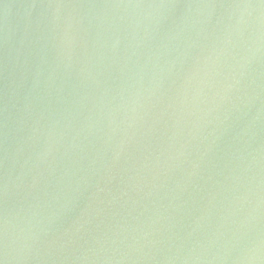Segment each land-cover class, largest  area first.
I'll return each mask as SVG.
<instances>
[{"label":"water","instance_id":"obj_1","mask_svg":"<svg viewBox=\"0 0 264 264\" xmlns=\"http://www.w3.org/2000/svg\"><path fill=\"white\" fill-rule=\"evenodd\" d=\"M0 264H264V0H0Z\"/></svg>","mask_w":264,"mask_h":264}]
</instances>
